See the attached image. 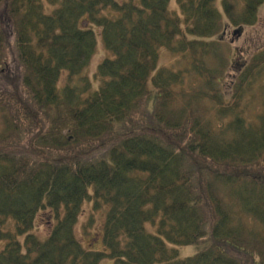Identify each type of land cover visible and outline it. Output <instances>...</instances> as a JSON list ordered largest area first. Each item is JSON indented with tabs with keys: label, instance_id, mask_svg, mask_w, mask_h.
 <instances>
[{
	"label": "trees",
	"instance_id": "trees-1",
	"mask_svg": "<svg viewBox=\"0 0 264 264\" xmlns=\"http://www.w3.org/2000/svg\"><path fill=\"white\" fill-rule=\"evenodd\" d=\"M46 1L0 0V121L10 132L0 134V225L15 221L0 230V264H264V112L256 122L236 94L213 119L195 115L207 96L187 97L180 74L160 64L168 50L200 69L224 20L254 24L264 0H178V11L171 0ZM100 45L98 87L82 78L80 89ZM262 63L258 52L238 87L253 86ZM199 80L213 83L210 72ZM20 124L28 138L16 148L6 138L19 140ZM85 203V230L106 211L101 249L77 233ZM170 244L200 248L181 257Z\"/></svg>",
	"mask_w": 264,
	"mask_h": 264
},
{
	"label": "rangeland",
	"instance_id": "rangeland-1",
	"mask_svg": "<svg viewBox=\"0 0 264 264\" xmlns=\"http://www.w3.org/2000/svg\"><path fill=\"white\" fill-rule=\"evenodd\" d=\"M43 3L47 9L50 8L51 5L46 0H44ZM221 5V1H219L218 6L222 9ZM169 7L173 11H178V0H171ZM227 20H224V27L217 34L209 38V46L203 49L206 54L202 57V61L199 56L200 69H191L194 61L191 57L189 58V54L177 55L168 50L163 51L160 64L162 66L169 67L180 74L184 80V88L182 90L185 91L187 97H195L196 94L194 92L197 90L203 91V93L200 94V97L207 96L203 98V103L200 106H194V110H192L193 114L202 115L206 120H211L215 117V106H219L221 102H225L227 104L233 103L234 96L238 94L239 100L245 107V113L250 118L258 122L257 116L264 112V63L260 64V68H256L260 71L258 74L260 76H258V79L253 86H247L245 82L243 86L238 87V79L241 77V73H243L246 68L249 69V66L246 65L251 64L254 55L258 52H264V5H262L259 10V21L254 24H245L240 26L242 31H239V33H236V31L239 30L240 27L229 23V20ZM107 56V52L104 50L103 45H100L97 53L91 59V63L88 68L81 73L79 79H77L78 83L76 85L80 89H83L86 84L82 78H88L91 81L92 89H96L98 87L99 83L96 78V72L99 64ZM208 70L213 78L211 86H207L205 84V80H199L201 71H203L206 78L209 77ZM66 81V78H63L62 81H60V86L63 87ZM75 83L73 85H75ZM215 96L221 97H217L216 100H214L216 104H214L211 100V98ZM178 99L179 98L176 97V100ZM210 106H213V108L210 109ZM142 112L148 113L147 106ZM44 116L47 118V113L44 112ZM49 122L50 120L44 121V131L49 130ZM17 132H20L19 136L21 135L19 140H17V136L15 134L6 138L9 139L7 142L15 145L16 148L22 147L28 138V133L25 131L23 124H20V128L18 127ZM2 133L10 134L9 130L6 131L3 123L0 121V134ZM11 133L14 132L12 131ZM39 135L41 134H38V136ZM221 191L220 195L223 198V201H225V191L222 189ZM92 211L93 209L90 203H85L83 205L82 215L80 216L77 225V233L85 244L95 249H101L102 244L99 242L100 237L97 234H99L102 223L104 222L106 211H97L94 214L95 224H93L91 229H89L88 226L85 230L84 225L86 226L89 220H91ZM36 225L37 229L35 232L41 238H45L49 233V229L45 223L44 216L40 215L38 217ZM3 229L4 232H13L15 230V221L13 219L7 220L6 225H0V230ZM261 229L262 231H259V233L262 237H264V228L261 227ZM4 246L5 242L1 241L0 250ZM169 246L179 249L181 257L195 255L200 248L195 245L176 246L170 244ZM257 248L264 250L262 245L259 243ZM102 264H114V262L106 259L102 262Z\"/></svg>",
	"mask_w": 264,
	"mask_h": 264
}]
</instances>
